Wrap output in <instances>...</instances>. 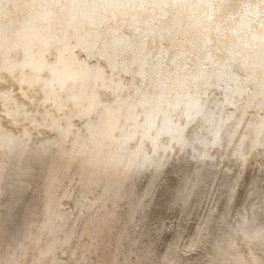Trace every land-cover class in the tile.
Listing matches in <instances>:
<instances>
[{"label": "snow or ice", "instance_id": "snow-or-ice-1", "mask_svg": "<svg viewBox=\"0 0 264 264\" xmlns=\"http://www.w3.org/2000/svg\"><path fill=\"white\" fill-rule=\"evenodd\" d=\"M3 3L0 0V5ZM39 7L55 35L51 41L35 39L31 49L17 53L15 63L0 56V89L6 88L0 91V110L5 106L14 108L0 111V117L7 116L14 127L31 120L33 130L48 127L51 120V130L62 135H71L73 120L92 122L93 117H98L94 121L96 128L92 123L86 125L89 132L99 128L112 138L127 132L124 139L126 145L132 146V156L115 163L128 179L151 176L149 187L137 206L141 212L151 206L148 202L160 190L170 162L179 158L177 153L202 145L204 151L194 153L193 159L206 161L215 159L208 149L231 150L230 158L235 160V166L224 169L228 174L226 182L218 181L225 217L231 215L229 209L241 190L247 201L258 199L264 210V0H242L248 19L246 31L224 28L218 23L232 7L230 0H224L220 8L214 0H41ZM156 11L164 14L157 16ZM181 16L184 17L181 21L184 26L180 29L182 38L167 27ZM124 31L131 34L121 37ZM149 40L159 44V54L156 49L151 53L145 50ZM165 43L169 44L167 51L163 48ZM173 45H190L192 52L181 50L179 56H170L176 51ZM77 49H87L89 58L78 59ZM149 71L155 79L166 74L167 81L180 73H188L183 77L187 93L183 100L173 103V92L167 96L163 92L150 93L144 83L137 87V80L147 81L148 88L155 87L149 80ZM105 93L110 96L108 102ZM165 103L167 110H163ZM210 103L221 112L234 109L230 120L235 123L226 140L221 135L223 129L204 127L209 122L206 110ZM29 104L45 108L44 121L37 124L33 113L27 111ZM249 112H254L255 117L247 121L244 135L239 136ZM20 114L23 121L19 120ZM205 131L208 137L204 136ZM29 138L27 128L16 136L0 126V150L7 145L13 151L16 144ZM225 143L227 149H224ZM257 153L261 160L259 176L254 172L248 177L251 160ZM188 183L194 190L190 180ZM177 195L189 199L191 193L184 189ZM168 202L171 205L172 201ZM117 211L113 205L108 218L115 219ZM215 214L213 207L208 221ZM237 220L232 229L234 238L232 235L228 238L229 249L235 253L232 261L264 264V225L251 226L254 221L247 206ZM206 223L202 222L201 232ZM153 228L158 252L165 246L168 221L156 219ZM93 235L95 239L83 251L79 247L73 250L71 238H65L41 254L53 258V264H87L89 254L96 255L92 250L103 232ZM179 239L177 235L168 243L169 253L177 247ZM221 239L218 237L213 246L212 259L222 251ZM198 247L199 241L193 237L183 251L191 254ZM152 251L145 249L148 255ZM118 260L119 255L114 254L112 264ZM0 264H4L2 258Z\"/></svg>", "mask_w": 264, "mask_h": 264}, {"label": "bare ground", "instance_id": "bare-ground-1", "mask_svg": "<svg viewBox=\"0 0 264 264\" xmlns=\"http://www.w3.org/2000/svg\"><path fill=\"white\" fill-rule=\"evenodd\" d=\"M40 2L4 0L0 5V56L5 61L15 63L17 53L31 49L35 39L51 41L55 35V30L51 29L44 11L39 7ZM214 2L220 8L224 0ZM230 3L232 7L218 23H222L224 28L233 26L246 31L248 19L242 9V0H230ZM155 14L160 16L164 13L156 11ZM183 19L181 16L175 23L167 24L176 36H181ZM130 34L124 31L120 36L128 37ZM173 47L176 49L174 55L181 50L192 52L190 45ZM163 48L167 51L169 44L165 43ZM153 49L159 54V44L149 40L145 50L151 53ZM76 56L87 60L89 53L87 49H77ZM148 75L150 80V71ZM140 83H144L151 93L147 81L137 80V87ZM0 91H6V88ZM104 95L108 102L109 94ZM184 95L173 99V103L182 101ZM10 109L14 110L12 106H5L0 111ZM163 110H167V103L163 105ZM27 111L33 113L37 124L45 120V108L39 104H29ZM233 111L229 108L221 112L210 103L206 110L209 122L204 127L223 129L221 135L226 140V134L235 123L230 120ZM254 117V112L248 113L239 136L244 135L247 121ZM236 119H240L239 114ZM19 120H24L22 114ZM96 120L98 117H93L92 122L73 120L71 135H62L51 130V120L48 127L33 130L31 120L14 127L7 116L0 117V126L13 135L20 136L25 128L30 133V138L16 144L13 151L7 145L0 150V258L4 264H53V258L41 254L50 245L71 238L72 249L79 247L83 251L95 239L93 234L99 235L101 231L103 235L92 250L96 255L90 253L87 264H112L114 254L119 255L117 264H234L231 258L235 253L229 249L228 238L230 235L234 238L232 229L239 222L237 216L247 206L254 221L251 226L259 228L264 225V210L260 208L258 199L247 201L241 190L229 209L231 215L225 217L224 201L221 199L223 193L218 191V181L226 182L228 174L224 169L235 166V160L230 158L231 150L208 149L209 155L215 159L206 161L193 159L194 153L204 151L202 145L177 153L179 158L170 162L162 177L160 190L148 202L151 206L141 212L137 206L149 187L151 176L145 174L140 179H128L123 175L115 162L130 158L132 146L126 145L125 132L114 138L104 135L99 128L89 132L86 125L92 123L96 128ZM201 123H204L203 120ZM204 136H209L208 131L204 132ZM114 140L119 143H114ZM224 149H227V143ZM257 156L259 153L251 160L248 177H252L254 172L259 176L261 160ZM189 180L195 186L194 190ZM184 189L190 191L189 199L177 195ZM112 202L119 209L115 219L108 218L113 211ZM213 207L216 214L208 221ZM159 218L168 221L169 231L164 238V248L157 252L153 223ZM202 222L207 223L201 232ZM177 235L180 237L177 247L169 253L168 243ZM81 236H84L83 240ZM193 237L199 241L198 250L185 254L183 249ZM218 237L222 238V251L212 259L213 246ZM148 248L153 250L151 255L145 253Z\"/></svg>", "mask_w": 264, "mask_h": 264}, {"label": "flooded vegetation", "instance_id": "flooded-vegetation-1", "mask_svg": "<svg viewBox=\"0 0 264 264\" xmlns=\"http://www.w3.org/2000/svg\"><path fill=\"white\" fill-rule=\"evenodd\" d=\"M180 52H178L176 56H179ZM169 55L171 56V55H173V53H170ZM178 63H179V61H178ZM165 65H167V61H165ZM190 72H191V68H189V73ZM186 74H188V73H180L179 75L172 77V79L170 81L166 80V74H165L160 79H156V81H155L151 72H150V81L155 85V87L154 88H148V89H151V93L155 92L156 95H159L161 92H163L166 96L168 92H173L174 93V99H177V98L180 99V97H182L184 95V88H185L184 85L185 84H184L183 77ZM165 84H166V87H165ZM125 134H126V136L128 135L127 132H125ZM129 154H130V151L128 152V154H126V156H128ZM112 205H113V202H112Z\"/></svg>", "mask_w": 264, "mask_h": 264}]
</instances>
